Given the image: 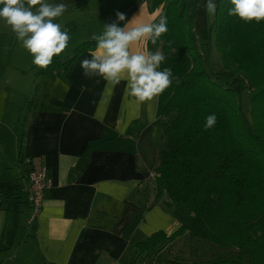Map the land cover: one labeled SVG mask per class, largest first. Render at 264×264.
Wrapping results in <instances>:
<instances>
[{"label": "crops", "instance_id": "crops-1", "mask_svg": "<svg viewBox=\"0 0 264 264\" xmlns=\"http://www.w3.org/2000/svg\"><path fill=\"white\" fill-rule=\"evenodd\" d=\"M160 12L161 7L151 9L150 0H139L124 24L149 22ZM146 43L134 48L148 52ZM91 51L44 79L30 112L29 93L22 105L11 102L4 120L0 112V122L11 126L0 133V191L16 186L14 197L0 204V264H134L133 241L190 223L165 203V192L157 195L154 189L164 141L149 127L157 119L159 96L139 104L125 91L126 81L112 85L85 77L80 61L91 58ZM20 155L46 164L52 179L33 224ZM182 238L169 245L168 259L194 264L184 261Z\"/></svg>", "mask_w": 264, "mask_h": 264}, {"label": "trees", "instance_id": "trees-1", "mask_svg": "<svg viewBox=\"0 0 264 264\" xmlns=\"http://www.w3.org/2000/svg\"><path fill=\"white\" fill-rule=\"evenodd\" d=\"M138 1L113 0L111 23L117 12L127 18ZM214 2L216 12L199 42L195 25L198 15L208 14L207 0H150L152 10L161 7L167 16L168 31L155 45L147 41V51H161L165 60L159 70L173 73L149 127L164 141L158 146L154 189L157 195L165 192V203L189 216L190 223L171 234L159 230L133 241L134 264L150 256L158 264H175L162 251L182 235L202 251L221 249L202 264H264V20L242 21L228 15L230 0ZM96 44L94 39L80 43L65 60L54 56L37 74L50 75L56 65L69 69ZM212 44L220 57L218 69L208 61L206 47ZM245 91L250 96L246 111L240 99ZM36 97L28 101L27 112ZM213 113L217 122L205 130V118ZM15 187L0 191V204L14 197Z\"/></svg>", "mask_w": 264, "mask_h": 264}, {"label": "clouds", "instance_id": "clouds-1", "mask_svg": "<svg viewBox=\"0 0 264 264\" xmlns=\"http://www.w3.org/2000/svg\"><path fill=\"white\" fill-rule=\"evenodd\" d=\"M232 7L229 16H236L245 22L264 20V0H230ZM25 4L27 6H25ZM0 19L22 41V47L32 56V63L40 69H47L54 56H59L68 46V32L61 30V24L54 22L67 11V4L49 3L46 0H0ZM39 6V7H37ZM217 5L207 0L206 10L215 14ZM35 9V11H33ZM117 20L105 24L104 31L96 40V49L90 52L91 58L80 61L83 75L87 78L102 77L112 85L126 81L125 91L143 104L153 101L168 89L173 82L170 68L160 69L165 60L164 54L137 51L134 45L141 41H151L153 45L168 31L167 16L157 13L149 22L119 26L125 21V14L116 13ZM158 17V22H157ZM178 82V80H177ZM217 116L213 113L205 118L204 129L215 126ZM121 134L125 129H117Z\"/></svg>", "mask_w": 264, "mask_h": 264}, {"label": "rangeland", "instance_id": "rangeland-1", "mask_svg": "<svg viewBox=\"0 0 264 264\" xmlns=\"http://www.w3.org/2000/svg\"><path fill=\"white\" fill-rule=\"evenodd\" d=\"M46 2H63L68 6L67 11L54 21L60 23L61 30H66L70 37L67 48L59 55L62 60L71 56L73 49L80 43L93 39L94 35H101L104 31L105 24L111 23L113 0H46ZM25 6L27 5L25 4ZM0 7L3 6L0 5ZM211 15L208 13L206 16L203 15V18L201 15H198V22L195 25L198 41L205 37V23L211 21ZM206 48L209 63L213 68H221L219 53L213 44ZM32 60L33 56L22 47V41L17 39L11 27L6 25L3 19H0V112L3 120L7 118L11 102L15 104L14 107L16 108L19 103L22 105L25 99L23 97H26L28 93L30 95L29 98L32 97L30 99H33L37 94V96L41 97L42 88L40 86L44 82V79L47 80L50 76H55L59 72H62L59 66L56 65L52 68L50 75L43 76L37 74L40 68L34 65ZM240 99L242 107L246 111L250 107L249 92L245 91ZM8 123V120L0 122V133H7L9 131L11 126ZM21 128L23 129V127ZM187 218L190 217L187 216ZM179 244L180 247L184 248V261H192L194 264L197 262L202 264L215 253L221 251L218 247H213L212 249L206 248V251H202L198 245H195L191 241L189 235L184 236L179 241ZM166 250L167 248L163 249L162 254L168 258L170 256L167 255ZM179 257L181 256L175 255L173 258L176 259ZM136 264L158 263L150 256L147 258H138ZM164 264H168V262Z\"/></svg>", "mask_w": 264, "mask_h": 264}, {"label": "built area", "instance_id": "built-area-1", "mask_svg": "<svg viewBox=\"0 0 264 264\" xmlns=\"http://www.w3.org/2000/svg\"><path fill=\"white\" fill-rule=\"evenodd\" d=\"M22 163L29 183L28 201L31 205V215L28 223L33 224L43 205L46 193L51 187L52 179L46 164H37L32 158L27 157L23 158Z\"/></svg>", "mask_w": 264, "mask_h": 264}]
</instances>
